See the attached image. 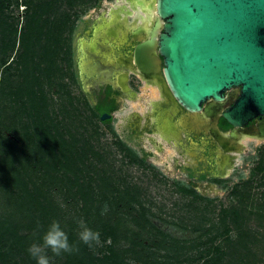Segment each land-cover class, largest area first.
I'll return each instance as SVG.
<instances>
[{
	"label": "rangeland",
	"instance_id": "1",
	"mask_svg": "<svg viewBox=\"0 0 264 264\" xmlns=\"http://www.w3.org/2000/svg\"><path fill=\"white\" fill-rule=\"evenodd\" d=\"M6 1L0 13V60L5 58L10 65L8 70L0 69L7 91L0 99L4 110L0 119L8 125L14 118L16 133L0 129V171L3 159L11 158L5 156L3 143L17 140L18 135L23 143L30 139L29 146L43 160L37 166L45 169L46 177L14 165V174L25 183L26 192L21 184L1 181L5 177L0 172V188L7 187L0 191V264H36L20 243L19 238L28 232L13 227L28 220L19 204L25 203L34 217L41 215L37 212L41 207L46 212L54 205L65 209L57 189L45 192L50 184L72 188L79 207L77 212L67 208V217H75L77 223L81 219L86 222L82 196L91 184L109 200H132L136 212H143L154 226L179 240L190 241L196 232L203 234L211 225L221 232L223 212L233 210L227 222V240L195 249L181 243L183 250L176 259L179 264H205L207 249L210 258H222L216 264H264V138L245 136L241 151L234 153L220 172L214 164L215 153H209L212 147L200 137L193 139L181 131L175 138L164 132L165 124L177 125V118L165 115L168 106L165 110L156 107L162 102L156 88L133 75L130 83L136 96L126 97L111 122L103 123L91 110L89 83L98 79L94 67L97 55L85 50L112 13L122 7L130 10L129 22L138 13L126 0ZM21 35L33 45L35 56L27 73L12 62L23 52ZM3 36L15 41L16 50L2 53ZM48 48L55 53L45 54ZM96 53L103 63L109 60L100 50ZM8 88L13 95H8ZM14 92L20 95L14 96ZM39 123L49 127L54 142L39 131ZM107 245L101 238L93 245L94 264H112L103 259ZM63 263L64 258H52V264ZM127 264L137 263L128 259Z\"/></svg>",
	"mask_w": 264,
	"mask_h": 264
},
{
	"label": "water",
	"instance_id": "2",
	"mask_svg": "<svg viewBox=\"0 0 264 264\" xmlns=\"http://www.w3.org/2000/svg\"><path fill=\"white\" fill-rule=\"evenodd\" d=\"M154 4L148 35L143 39L136 35L146 32L144 25L133 34L139 43L133 54L137 74L146 80L157 78L166 100L186 112L203 111L216 118L225 93L237 89L234 105L221 114L234 129L230 139L237 141L236 129L264 117V0H154ZM207 101L214 104L202 109ZM108 118L103 115L101 121ZM259 130L264 138V122ZM219 137L215 139L223 148ZM229 146L235 153L243 148L231 141Z\"/></svg>",
	"mask_w": 264,
	"mask_h": 264
},
{
	"label": "trees",
	"instance_id": "3",
	"mask_svg": "<svg viewBox=\"0 0 264 264\" xmlns=\"http://www.w3.org/2000/svg\"><path fill=\"white\" fill-rule=\"evenodd\" d=\"M6 2V0H0V13H2ZM20 40L21 44H19V47L21 46V50L23 49V52L18 56L17 60L13 59L12 62H17V65L22 67V71L27 73V67H33L35 60V56L31 48L33 45H29L22 35ZM1 42L3 46L2 53L6 54L7 52L16 50V43L14 40L12 41L10 38H5V36H3ZM54 53L55 50L48 48L45 54L53 55ZM7 62L8 61H6L5 58H2L0 60V69L3 67V69L8 70L10 63L8 65ZM0 79V99H2L7 91L5 90L6 88L4 86L6 85H4L5 82L1 76ZM8 89H10L8 95H13L11 88ZM18 95L20 94L14 92V96ZM91 110L94 112L92 108ZM98 110L101 113L108 111L103 108H99ZM3 115L4 110L1 107L0 117ZM15 125L16 121L14 118L9 120L8 125H3L0 119V129L4 128L9 133H16V129L14 128ZM39 125V131L54 142L55 138L51 133H49V127H45L41 123H39ZM57 139L58 138H56V140ZM56 140L55 142L59 144ZM29 141L30 139L27 141L28 143H23L21 138H19L17 135V140H6V144L3 143L5 146V156L11 158L6 160L3 159L4 161L2 160V170L0 171L5 177L1 181L11 184H21L22 191L26 192L27 188L25 183L19 179L17 174H14L17 171L14 165L23 166L24 169L26 168L34 176H37L38 173H40V177L43 176L42 179L46 177L45 169L38 168L37 166V164H41V161L43 160L42 158L35 155L34 151L29 146ZM48 148L53 150L52 147ZM65 160L68 162L70 161L68 158ZM5 188L7 187L3 186V188H0V191ZM54 189H57L58 193L63 197L62 205L65 206V209H63L61 205H54L50 211L46 212V209L41 207L37 210V212L41 213V215L39 217H34L27 212L25 203L23 205L19 204L20 207L23 206L28 217H26L28 220L18 222L13 227L15 231L25 230L28 232L19 238L22 248L27 250L31 244L40 242L41 237L47 230L48 225L53 220H58L61 223V226L69 233L70 241L78 244L79 252L71 255L63 254L60 257H54L51 251L48 250L49 257L53 259L64 258L63 264H94L92 260L94 256L91 252L93 247L90 248L88 245L79 242V225L77 220L75 217L70 219L67 217V208H70L75 212L78 211L79 199H76L75 195L71 192L72 188L67 190L65 187H58L55 184H50L49 186L47 185L44 190L46 193H49ZM82 189L83 188L77 187L78 191ZM99 190L101 191V189ZM100 191L96 193L91 184H88L86 190L83 192V207L81 210L84 212V215L87 218L86 223L88 226L100 233L102 242H108L105 250L106 253L103 259L105 261H109L112 264H127L128 259H133L137 264H179L176 257L179 256L178 254L180 250H183V248L180 246L181 243H188L190 244L188 247L195 249L198 247H206L208 245L213 247L219 239L224 238L227 240L229 238V225L227 222L230 219V216H232L233 210L223 212L222 218L220 220V227L222 228L221 232H218V228H216L214 225H211L210 228L203 234L196 232V236L190 241H187L186 239L179 240L175 237H170L168 234L154 226L143 212H136L132 207V200L122 197L109 200V198H107L106 195ZM48 197L52 201L51 195H48ZM100 197L101 199H99ZM19 198L17 195V200ZM95 202L98 203L97 206L95 205ZM115 209L117 211L124 210L126 214L115 212ZM132 211H135L133 216L130 215ZM214 250L218 251L219 249L216 248ZM160 251L164 252L165 254L163 256H157L156 253ZM204 252L207 253L205 259H208L206 260L205 264H216L222 259L220 257L215 260L210 258V252L207 249L204 250Z\"/></svg>",
	"mask_w": 264,
	"mask_h": 264
},
{
	"label": "flooded vegetation",
	"instance_id": "4",
	"mask_svg": "<svg viewBox=\"0 0 264 264\" xmlns=\"http://www.w3.org/2000/svg\"><path fill=\"white\" fill-rule=\"evenodd\" d=\"M127 1V0H126ZM123 8V7H122ZM121 9V8H120ZM120 9L115 11L111 14L110 18L107 22H105L101 28H97L96 32V38L93 40L91 45L88 46L89 49H86V54L91 55L94 53V55H97L95 57V72L98 73V79L96 81H91L90 84V90L92 89L93 94L91 95L92 98V109L93 113L98 115L99 118H101L103 115L109 116V118L104 121L103 123H110L113 117V114L119 110V107L121 106L122 102L126 97L133 98L136 96V94L133 92L131 88L130 83V77L131 75L139 77L141 80L145 82L147 86H153L156 88V90L159 92L158 85H155L149 81H145L142 77L137 75L134 71L137 67L132 64L131 66L125 65V63L120 62V58L127 60L129 58H133L134 50L136 46L139 44L134 38L133 34L135 31H128L126 32L125 29H123L124 32H121L118 35V38L113 39L111 42H106L105 37L108 34L109 27L112 26V23L115 21V13L119 12ZM128 10V9H127ZM122 17L123 15L120 14ZM130 17V16H129ZM128 17V18H129ZM127 18V19H128ZM133 21V20H132ZM131 21V22H132ZM129 22V21H128ZM129 22V23H131ZM153 24L150 22V27H152ZM101 51L102 53L106 54L107 57H109L108 61L103 63L101 59L99 58L96 52ZM163 68V65H161ZM101 74V75H100ZM121 77H124L125 85L128 88V91L126 93L123 92V88H125L123 85H121ZM237 89L233 88L232 90L225 93V101L222 104H228L225 106H218L217 108H221V114L225 112L227 109H229L231 106L234 105L237 96H238ZM162 102L157 103L155 106L159 108H163L164 106H168V112L165 111V115H169L171 117H175L178 120L177 125L173 122L167 124L168 130L165 129L166 124L164 125V132L166 134H170V132L174 135L175 138H179L181 135V131H184L188 135H191L193 139L201 138L206 144H209L212 149L209 151V153H215V160L214 164L216 166V170L223 172L225 166H227L230 163V160L233 157V154H230L228 156V159L224 161L222 156L223 148L219 146V144L216 141V136L221 135L222 137L230 138V132L233 129L222 117L221 114L218 118L215 119L214 122H212V126L210 125H202L199 126L197 123H193V120L190 118V115L188 112H186L184 109H182L180 106L177 105L175 107V104L172 102L166 100V98L163 96ZM214 104L213 101H207L202 105V109H205L209 105ZM217 105V104H216ZM103 108L108 111L106 112H100L98 109ZM165 110V109H164ZM205 112H200L199 114H203ZM264 122V117H256L252 121L248 122L245 126L236 129L238 133V140L241 136L243 138L245 136L253 137V138H259L262 139L259 126ZM214 126V127H213ZM208 128L210 131H208ZM215 129L216 133L211 131V129ZM226 139V138H225ZM192 154V153H191ZM194 156V154H192Z\"/></svg>",
	"mask_w": 264,
	"mask_h": 264
},
{
	"label": "bare ground",
	"instance_id": "5",
	"mask_svg": "<svg viewBox=\"0 0 264 264\" xmlns=\"http://www.w3.org/2000/svg\"><path fill=\"white\" fill-rule=\"evenodd\" d=\"M142 1H143V3L139 4L133 0H127L130 8L138 13L137 16H135L134 20L131 23H129L128 19H127L129 16L132 15L130 10H127L126 8L123 7L120 9V13L119 12L115 13V21L112 23V26L109 27L108 34L105 37L106 42L109 43V42L113 41V39L118 38V35L121 32H124L123 29H125L126 32L135 31L136 29H138L139 27H142L143 25H144V29L146 32H144V33L140 32L138 34H136V33L135 34L138 37H140L141 39L145 38V36L148 35L149 31L151 30L150 22L152 20H154V17H155V4H154V0H152L151 2H148L147 0H142ZM120 14H122L123 17ZM138 20H141V23H138ZM119 61L123 62V63H125V65H129V66H131L133 64V58H129L127 60L120 58ZM134 71L137 74V68L134 69ZM137 75H139V74H137ZM144 80L149 81L155 85H158V88H159L158 93H159L160 97H163L162 92H161V87L157 83V78H155L153 80H146V79H144ZM120 82H121V85H123L124 87H127L125 85V82H124V77H121ZM172 100L174 101V99H172ZM227 105L228 104H225V105L222 104V106H225V107ZM175 107H177V104H175ZM189 115H190V118L193 120V123H197L199 126H202V125H209V126L211 125L212 126V122H214L216 119L215 114L209 115L208 113H203L201 115L199 113H189ZM165 129L168 130L167 125L165 126ZM214 130H215L214 128L211 129V131L216 133V131H214ZM208 131H210L209 128H208ZM215 135H216V137L220 136L219 137L220 141L221 142L223 141L222 142V146H223L222 156H223L224 161H226L228 159V156L230 154L235 153L234 151H232V149H229L230 141L234 142V143L241 144V141L243 140V136H241L239 140L235 141V139H230L227 137H225L226 138L225 139L221 135H217V133Z\"/></svg>",
	"mask_w": 264,
	"mask_h": 264
},
{
	"label": "clouds",
	"instance_id": "6",
	"mask_svg": "<svg viewBox=\"0 0 264 264\" xmlns=\"http://www.w3.org/2000/svg\"><path fill=\"white\" fill-rule=\"evenodd\" d=\"M78 239L80 243L88 245L90 248L94 244H99L100 233L90 228L84 220L79 222ZM51 251L54 257L63 254H75L79 252L77 243L70 241L69 233L61 226L58 220H53L41 237L40 242L33 243L27 249L29 255L36 260V264H52V258L48 255Z\"/></svg>",
	"mask_w": 264,
	"mask_h": 264
}]
</instances>
